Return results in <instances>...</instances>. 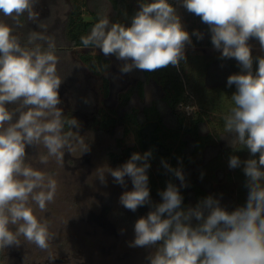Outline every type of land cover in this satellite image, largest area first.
Instances as JSON below:
<instances>
[{
	"label": "clouds",
	"instance_id": "9594fccd",
	"mask_svg": "<svg viewBox=\"0 0 264 264\" xmlns=\"http://www.w3.org/2000/svg\"><path fill=\"white\" fill-rule=\"evenodd\" d=\"M181 3L208 25L211 43L221 59L234 58L241 66L240 73L227 78V85H235L236 91L231 96L233 106L223 119L225 132L253 157L243 162L236 155L229 159L233 169L243 163L247 201L229 212L218 199L208 196L194 207L184 208L180 187L169 182L159 193L162 202L136 220L130 246H156L149 264H264V56L256 57L258 66L253 72L248 43L255 38L264 50V0ZM35 4L36 0H0V13L13 19L27 14L29 20H36ZM12 33L10 26L0 23V248L18 247L22 235L45 250L51 234L47 224L34 215L29 201L45 210L54 200L57 185L50 176L25 165L26 146L43 145L47 155L41 163L53 157L62 164L65 150H72V133L64 131L65 125L78 129L80 124L74 117L65 120L58 107L62 80L57 74L55 44L49 42L46 50L39 45L29 49ZM193 34L203 38V33ZM43 38L34 35L30 42ZM81 42L125 61L121 71L128 73L133 69L154 72L170 65L178 68L186 59L185 47L191 38L169 0H142L130 26L103 17ZM8 104L17 107L9 110ZM89 150L84 146L83 152ZM151 157V150L134 152L117 168H98L96 179L106 185L109 174L115 183L125 186V177L130 178L133 188L121 194L120 204L135 212L151 204ZM162 164L180 180L181 187L187 186L180 168ZM10 225H17L15 232Z\"/></svg>",
	"mask_w": 264,
	"mask_h": 264
},
{
	"label": "trees",
	"instance_id": "16d2710c",
	"mask_svg": "<svg viewBox=\"0 0 264 264\" xmlns=\"http://www.w3.org/2000/svg\"><path fill=\"white\" fill-rule=\"evenodd\" d=\"M111 2L117 14L124 16L117 23L130 26L131 18L136 13L132 7L133 4L127 5L125 0H111ZM70 3L71 9L65 19V37L71 44L70 48L90 50L95 46L85 47L81 37L89 35L100 19L96 13L85 14V0H70ZM169 3L175 7L174 2L169 0ZM123 5L127 6L126 12L122 10ZM85 15H90L91 19H87ZM195 17L200 20L199 32L205 36V41L200 39L199 46L213 47L208 25L204 24L200 17L196 15ZM190 58L192 57L188 56L186 59ZM78 59L92 74L98 72L97 66L101 71L108 69V61L100 54L95 56L89 53L81 54ZM186 59L180 63V68L177 69L179 73H184ZM234 60V58L221 59V53L218 51L194 58L195 67L191 72L192 76H196L195 80L191 83V73H184L183 76L190 91L193 92L194 103L189 99V95H185L183 83L178 81L179 78L174 73V69L168 66L154 72L141 70L144 79L154 82L159 90L160 97L151 106L141 110L129 107L133 91L128 89L117 97L118 109L123 111L120 116L113 110L109 111L110 116L105 111L99 112V131L97 132L110 131L116 127L123 131L121 137L116 140L114 150L107 152L113 163L123 165L134 152L143 154L148 150L152 151L149 161L151 167L148 170L151 204L141 206L135 212L117 206V212L111 215L112 219L109 222L105 218V214L109 211L108 203L98 200L91 210L100 217L94 221L103 232L113 226L121 236L123 224L132 228L138 218L146 216L153 210V205L162 202L159 193L165 190L169 182L180 187L184 208L194 207L208 196L219 198L220 204H225L229 212L237 207L245 206L248 188L243 163L240 167L233 169L229 167V159L236 155L243 162L253 157L243 145L234 140L231 134L225 132L223 119L233 106L231 96L236 91L235 85L230 87L227 85L228 77L224 74L226 71L233 74L242 71ZM201 63L208 65L206 70H201ZM219 66H224L226 71L220 72ZM257 66V63L253 66V72ZM107 92L108 96L109 88ZM65 131L72 132L73 128L66 124ZM227 137L230 142L224 143L223 139ZM162 161L167 162L174 169L180 168L183 171L186 187L180 186V180L164 168ZM218 182L222 184L214 186ZM220 196L225 198L224 202L220 201ZM48 208L46 206L47 210ZM44 215L47 216L48 213ZM37 219L49 226L48 230L51 234L48 241L49 247L41 250L21 235L18 237L20 240L18 247L0 248V264H89L86 253H81L80 249H76L74 253L73 244L69 243V239L58 235L51 228L55 225L50 219ZM76 219L81 222L83 220L80 217ZM195 223L197 222L193 221V224ZM9 227L15 232L17 225ZM130 248L137 250V247ZM148 248L153 252L156 246Z\"/></svg>",
	"mask_w": 264,
	"mask_h": 264
},
{
	"label": "rangeland",
	"instance_id": "374dc122",
	"mask_svg": "<svg viewBox=\"0 0 264 264\" xmlns=\"http://www.w3.org/2000/svg\"><path fill=\"white\" fill-rule=\"evenodd\" d=\"M171 1L175 4L182 25L190 34L191 44L186 45L185 56L192 58L186 59L184 73H191V83H193L196 77L192 76L191 72L195 67L194 58L206 56L217 50L213 47L199 46L200 39H197L193 33L199 32L200 20L183 8L181 0ZM140 2L142 0H125V4H133L135 12L139 10ZM85 4V14L96 13L99 19L107 17L110 23H117L118 20L124 18L123 15L117 14L111 0H85ZM126 7V5L122 6V10L125 12ZM70 9V0H36L34 5V11L38 13L36 20H29L27 14L13 19L0 13V23L7 24L12 28V34L18 38L22 47L31 49L39 45L42 50H46L49 42L55 44L54 54L59 61L57 74L62 80L58 90L61 100L58 107L63 110L64 119L70 120L74 117L80 124L78 129L74 128L71 132L72 150H65L62 164L57 163L53 157H49L47 163H41V158L47 155V150L43 145L26 146L25 165L50 176L57 185L54 200L46 205L49 207L48 210L41 211L38 205L31 200L29 206L37 218L50 219L51 223L55 225L54 228H51L58 235L68 238L69 243L73 244L72 251L74 253L76 249H80L81 253H86V260L89 264H149L148 257L155 250L151 252L152 250L148 247H137V250L130 248V244L135 238L134 226L131 228L129 225L123 224L121 236L113 226L109 227L110 231L103 232L94 221L99 216L94 210H91V207L95 206L98 200L107 202L109 211L105 214V218L110 222L111 215L117 212V206L123 207L120 204L121 194L124 191H131L133 188L128 177H125V186L115 183L109 174H106V185L96 179L98 168L114 169L121 166L113 163L107 152L114 150L116 140L121 137L123 132L118 127L110 131L97 132L99 131V112L105 111L110 116L109 111L113 110L120 116L123 111L118 109L117 97L128 89L133 91L129 107L141 110L146 106H151L154 101L156 102L160 97L159 90L154 82L144 79L142 71L139 69H133L128 73L122 72L121 67L126 62L118 60L115 55L105 56L96 47L90 50L70 48L71 44L67 41L64 33L65 19ZM85 16L87 19H91L90 15ZM34 35L44 38L34 39L30 42V38ZM248 43L252 49L253 66H255L256 57L264 56V50H261L259 42L255 38H251ZM88 53L93 56L96 54L104 56L108 61V69L101 71L97 66L98 72L93 74L89 72L78 59L79 55ZM234 61L237 67L241 68L238 62ZM128 62L130 63V61ZM201 65V70H206L208 65L204 63ZM170 67L174 69V73L179 78L178 81L183 83L185 95H189V99L194 103L195 97L183 79L184 73L177 71L180 65L178 68L171 65ZM219 69L220 72L226 71L224 66H219ZM232 74L226 71L224 76L228 77ZM107 88H109L108 96ZM6 107L13 110L17 105L8 104ZM18 115L17 113L14 116V121ZM227 138L223 139L224 143L230 142ZM81 140L84 142L83 145L80 143ZM84 146H89L90 150L83 152ZM218 184H222V182H218L214 186ZM224 200L225 198L220 196V201L224 202ZM221 206L226 209L225 204H221ZM44 213H48V215L45 216ZM76 217H80L84 221L81 222ZM129 240H131L130 243Z\"/></svg>",
	"mask_w": 264,
	"mask_h": 264
}]
</instances>
